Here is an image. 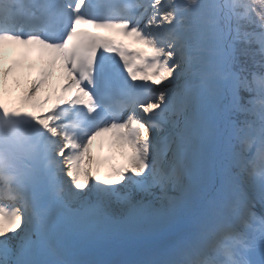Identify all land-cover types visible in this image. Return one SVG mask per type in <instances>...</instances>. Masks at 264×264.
I'll use <instances>...</instances> for the list:
<instances>
[{"label":"snow or ice","instance_id":"obj_1","mask_svg":"<svg viewBox=\"0 0 264 264\" xmlns=\"http://www.w3.org/2000/svg\"><path fill=\"white\" fill-rule=\"evenodd\" d=\"M0 264H264V0H0Z\"/></svg>","mask_w":264,"mask_h":264},{"label":"rangeland","instance_id":"obj_2","mask_svg":"<svg viewBox=\"0 0 264 264\" xmlns=\"http://www.w3.org/2000/svg\"><path fill=\"white\" fill-rule=\"evenodd\" d=\"M15 73H18L19 75L21 74V75H23L24 77H27L28 80H30V79H32V78H35V76H36V73H31V74L29 75L27 70H25L24 72H22V70L18 69ZM45 87H47V86H45ZM45 93H46V92H43L42 95H44ZM106 136H107V135H106ZM103 145H104V152H105V154H115V155H117V156L119 157V150L117 151V150H114V148H113V149H112V152L109 153L108 147H106L107 142H104Z\"/></svg>","mask_w":264,"mask_h":264},{"label":"bare ground","instance_id":"obj_3","mask_svg":"<svg viewBox=\"0 0 264 264\" xmlns=\"http://www.w3.org/2000/svg\"><path fill=\"white\" fill-rule=\"evenodd\" d=\"M25 70L24 69H22V72H24ZM13 75L15 76V75H19L18 73H13ZM20 77H21V79H22V81H24V82H26L27 80H28V78L27 77H24L23 75H19ZM11 79V78H10ZM114 150H117L118 151V149L117 148H115L114 147Z\"/></svg>","mask_w":264,"mask_h":264}]
</instances>
